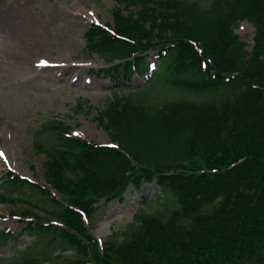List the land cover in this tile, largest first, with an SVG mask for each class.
<instances>
[{
  "label": "trees",
  "instance_id": "obj_1",
  "mask_svg": "<svg viewBox=\"0 0 264 264\" xmlns=\"http://www.w3.org/2000/svg\"><path fill=\"white\" fill-rule=\"evenodd\" d=\"M118 3L137 9L113 10L118 38L95 26L85 35L91 53L116 61L103 72L130 77L158 50L162 67L150 83L201 98L154 104L148 88L117 97L96 120L118 148L66 137V120L43 125L35 145L59 199L15 177L10 185L30 186L48 205L22 199L21 188L0 193L1 201L27 203L62 226H43L44 216L24 208L22 216L36 217L26 231L37 239L0 264H264V0ZM244 21L254 28L250 52L236 34ZM146 184L160 194L142 200L119 242L100 243L84 214L91 219L100 203H123ZM67 251L80 256L58 262Z\"/></svg>",
  "mask_w": 264,
  "mask_h": 264
},
{
  "label": "rangeland",
  "instance_id": "obj_2",
  "mask_svg": "<svg viewBox=\"0 0 264 264\" xmlns=\"http://www.w3.org/2000/svg\"><path fill=\"white\" fill-rule=\"evenodd\" d=\"M118 1L0 0V149L8 162L3 163L0 158V193L21 188L25 196H21L22 199L31 200L33 204L48 205L46 203L49 201H45L37 192L32 194L30 186L10 185L5 171L7 168L18 176L41 184L45 182L48 158L35 147V134L51 120H66L71 124L75 137L108 145L110 136L96 116L117 97L128 98L133 92L148 88L150 101L154 104L184 98L200 100L201 93L180 89L165 80L150 83L143 77H134L130 87H123L117 85H127V80L100 74L105 66L115 62L107 64L105 58L91 55L85 35L97 23L114 28L113 10L116 7L122 9ZM190 1H198L204 7L212 2ZM126 8L122 9L125 14ZM128 11L134 13L137 9L129 7ZM236 34L248 42L246 50H250L254 28L243 23ZM156 54L151 52L150 57L153 56L152 60L157 62ZM40 61L57 66L41 70L37 66ZM96 74H100L97 79L88 78L83 83L84 77ZM88 81L91 84H87ZM80 106L83 107L82 111L78 110ZM54 137V134H50L46 140ZM159 194L160 190L154 184L144 185L139 191L130 188L121 204L100 203L97 213L90 219L93 227L95 224L93 231L96 237L103 242L110 239L119 242L121 232L129 228L137 208L143 205L142 200H155ZM3 202L7 204H1ZM23 208L44 216L46 221L55 220L29 205L0 201V232L7 229L12 234L20 230L21 221L10 214H19L17 212ZM30 218L36 220L35 216ZM13 236L17 238L3 240L5 245L0 243V259H13L14 254L18 255L29 248L36 238L35 234L26 230ZM55 255L60 253L56 252ZM65 256L66 259L58 262L76 260L80 255L67 251ZM42 263L57 264L56 261Z\"/></svg>",
  "mask_w": 264,
  "mask_h": 264
},
{
  "label": "snow or ice",
  "instance_id": "obj_3",
  "mask_svg": "<svg viewBox=\"0 0 264 264\" xmlns=\"http://www.w3.org/2000/svg\"><path fill=\"white\" fill-rule=\"evenodd\" d=\"M0 156H3V153H0Z\"/></svg>",
  "mask_w": 264,
  "mask_h": 264
}]
</instances>
